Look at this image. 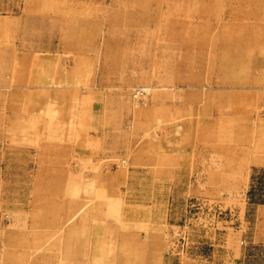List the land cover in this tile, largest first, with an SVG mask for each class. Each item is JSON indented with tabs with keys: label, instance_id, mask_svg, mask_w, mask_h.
<instances>
[{
	"label": "rangeland",
	"instance_id": "374dc122",
	"mask_svg": "<svg viewBox=\"0 0 264 264\" xmlns=\"http://www.w3.org/2000/svg\"><path fill=\"white\" fill-rule=\"evenodd\" d=\"M111 130L160 150L194 133L222 165L202 197L172 199L121 171ZM252 152L264 0H0V264H264ZM141 203L175 212L167 247L119 239Z\"/></svg>",
	"mask_w": 264,
	"mask_h": 264
},
{
	"label": "crops",
	"instance_id": "0c3cea01",
	"mask_svg": "<svg viewBox=\"0 0 264 264\" xmlns=\"http://www.w3.org/2000/svg\"><path fill=\"white\" fill-rule=\"evenodd\" d=\"M186 140L187 143L185 144L183 142L170 149L166 147L164 150H160L152 149L153 146L150 148H135V143L140 141V134L129 130H119L118 132L111 130L100 137L101 145L104 146L106 143L107 149L112 150L113 154L123 158L121 153H124L126 163L123 166L126 167V170L122 168V172H131L135 177L140 174L139 178H135L134 181L168 184L170 198H180L183 202L189 198L202 197L203 194H201L202 191L198 184L212 181V177L217 173L215 168L222 165L219 150L205 149L203 145L197 143L198 138L194 133L189 134ZM162 155L164 157H161ZM248 158L252 161L254 158L262 160L264 156L255 157L252 152ZM229 161V165H236V158L233 160L234 162H231V159ZM1 164L2 162H0V166ZM244 165L254 166L264 165V163L250 162ZM206 167L210 168L208 172ZM213 168L215 171L212 170ZM144 195L147 194H141L143 197ZM149 197L148 194L147 198ZM146 205V203H141L128 207V215L137 223L127 224L128 230L126 228L118 237H120L119 239L123 237L125 240L132 241V243L139 242L138 244H141L146 241L145 245L167 247L170 231H173L177 226V219H173L175 212L169 207L158 213L153 212L154 207L152 205H149L148 211ZM157 215H160V217H157ZM161 262L162 264L165 263L164 258ZM185 264L202 263L188 258L185 260Z\"/></svg>",
	"mask_w": 264,
	"mask_h": 264
},
{
	"label": "built area",
	"instance_id": "2783aa9c",
	"mask_svg": "<svg viewBox=\"0 0 264 264\" xmlns=\"http://www.w3.org/2000/svg\"><path fill=\"white\" fill-rule=\"evenodd\" d=\"M184 244H185V243H184V237H183V238H181L180 246H181V247H184Z\"/></svg>",
	"mask_w": 264,
	"mask_h": 264
},
{
	"label": "bare ground",
	"instance_id": "6f19581e",
	"mask_svg": "<svg viewBox=\"0 0 264 264\" xmlns=\"http://www.w3.org/2000/svg\"><path fill=\"white\" fill-rule=\"evenodd\" d=\"M148 87H149V86H148ZM143 89H144V88H143ZM132 166H133V165H132ZM87 187H88V186H87ZM77 218H78V217H77ZM60 238H61V237H60ZM141 245H142V244H141ZM104 249H105V248H104ZM105 251H106V250H105ZM105 251H104V252H105ZM60 256H61V255H60ZM106 257H107V256H106ZM106 257H105V258H106ZM90 258H91V256H90ZM92 258H93V257H92ZM108 258H109V257H108ZM108 258H107V259H108ZM112 258H113V257H112ZM107 259H106V260H107ZM112 261H114V260H112Z\"/></svg>",
	"mask_w": 264,
	"mask_h": 264
}]
</instances>
